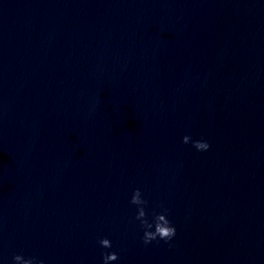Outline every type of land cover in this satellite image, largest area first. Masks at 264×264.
Returning a JSON list of instances; mask_svg holds the SVG:
<instances>
[{
  "label": "water",
  "instance_id": "obj_1",
  "mask_svg": "<svg viewBox=\"0 0 264 264\" xmlns=\"http://www.w3.org/2000/svg\"><path fill=\"white\" fill-rule=\"evenodd\" d=\"M158 216L176 234L146 241ZM18 254L264 264V0H0V264Z\"/></svg>",
  "mask_w": 264,
  "mask_h": 264
},
{
  "label": "clouds",
  "instance_id": "obj_2",
  "mask_svg": "<svg viewBox=\"0 0 264 264\" xmlns=\"http://www.w3.org/2000/svg\"><path fill=\"white\" fill-rule=\"evenodd\" d=\"M183 139L185 143H193L197 150L203 151V150H208L210 148V144L206 140L198 139V140L193 141V138L191 135H185ZM132 201L133 203H136V204L145 203V201L142 199L141 192L139 189L135 191V194L132 197ZM139 216L140 217L145 216V211L143 208L140 209ZM160 216H158L157 218V222L155 225V231L149 230L146 232L145 234L146 241H151L153 239H156L157 237L171 239L172 237L175 236L176 234L175 226L172 225L168 219H166V222L163 225H161L160 219H159ZM163 216L167 217L166 215H163ZM152 227L153 225L151 224L148 225L149 229H151ZM161 228L166 229V231H161ZM100 243L104 245L107 243V240L102 239ZM14 259L17 262V264H37V260L35 257L26 259L24 256L18 254L14 257ZM38 264H44V261L40 260L38 261ZM104 264H109V256L107 254L104 256Z\"/></svg>",
  "mask_w": 264,
  "mask_h": 264
}]
</instances>
